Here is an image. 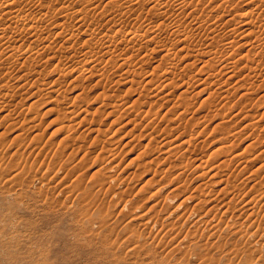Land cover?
<instances>
[{"label": "rangeland", "instance_id": "rangeland-1", "mask_svg": "<svg viewBox=\"0 0 264 264\" xmlns=\"http://www.w3.org/2000/svg\"><path fill=\"white\" fill-rule=\"evenodd\" d=\"M2 1L0 0V2ZM16 1L13 2L14 4L12 3L14 9L0 3L2 5L0 12H3V14L0 13V27H4L5 30L0 28L2 29L0 30V41L2 42H0V144L2 145H0V161L5 160V162L3 161L5 164L0 162L2 166L4 165L1 166L3 170L0 171L2 176L0 184V205L2 204L0 206V237H2L0 239V264H264V37L262 36L264 35V22L261 23L264 19V12L259 7L256 9V5L264 1L260 0V3L258 0H250V2L235 0V4H232L234 1L229 4L226 3L227 0H195L193 5L198 4V6L192 11L194 6L189 0L187 1L192 7L187 4L184 9L180 8L183 0L182 2L179 0L180 3L178 0H162L165 5H162L161 0L158 2L152 0L151 4H149V0H59L65 2L64 6L57 0H18L19 4ZM223 3L225 7L231 4L235 6H229L227 9L223 7L224 5L221 6ZM15 4L19 5L22 10L19 6H14ZM153 4L154 6L161 4L158 6V8L160 7L159 12L156 7L155 11L153 10ZM150 5L153 7L150 8ZM245 7L247 8L245 9ZM254 7L255 11H252ZM7 9L15 15L19 11L21 15L19 14V17L16 15L19 19L17 20L12 15L10 18H14L15 21L10 20L9 15L6 14ZM161 9L167 10L163 12L168 14L163 15ZM241 10L248 13L242 12L241 15ZM179 11L183 13L177 14ZM258 11L259 16L263 18L260 21H258L260 17H257ZM64 13L67 16L71 14V16L65 17L62 15ZM192 13L198 17L196 20ZM201 13L203 16L200 15ZM220 13L223 14L220 15ZM210 14L212 17L213 15L218 17V21L221 23L218 25L223 33L220 32L224 34L219 33L221 36H217V40L213 41L214 44L215 41L217 43L214 46L212 43L214 49H211L213 56L218 55V57H214L218 59L223 57L221 66V59L217 63L216 58L210 55L208 57V54L203 56L204 50L209 49L208 42L204 43L206 38L203 37L205 36L203 30L197 29L198 20L200 19L199 22H201L207 19L206 16ZM4 16H8V19ZM28 16L29 18L31 16L33 20ZM255 16L258 18L257 20ZM180 17H183L184 20ZM34 18H36L35 21ZM234 18L237 19L234 20ZM254 19L256 23L252 25ZM22 20L25 21V24L20 23L24 22ZM241 20H246L248 23ZM27 21L29 23H26ZM33 21L34 23H31ZM231 21L235 23H233L234 26ZM190 22H194L193 25ZM223 23H225L224 29L221 26ZM228 23L232 26H229ZM31 24L33 25L30 28ZM35 24L37 26H34ZM245 24L249 25L245 27ZM259 24L262 26L260 25V27ZM226 26L229 27L225 30ZM15 27L22 30L14 29ZM77 27L81 28L80 32L76 29ZM150 27L152 30L149 31ZM235 27L236 29H234ZM259 27L261 31L258 29ZM32 28H34L33 32L30 31ZM88 28L90 30L97 29L92 32ZM159 28L162 29L160 31V34L163 33L162 37L167 36L164 39L160 35V40L164 39L165 41L162 40V42L167 43V46L159 38L156 37V41L153 39L155 37L153 29ZM72 29L75 30L72 31ZM35 30L38 33H34ZM108 30H114L115 32H111L116 36L113 35L111 38V33ZM174 30L181 34L177 35ZM196 30L198 33L201 32V34L199 33L200 38L197 33L194 34ZM230 30L235 31L232 34ZM250 30H255L256 33L255 31L251 33ZM2 31L3 33L11 31L8 33L11 34L10 37L8 35V40L5 38L7 33L4 36ZM134 31L135 34L145 35L148 40L145 41L143 38L144 42L139 39L134 43L131 40ZM147 31L149 32L147 33ZM187 31L188 33L190 31L189 35L193 34L191 37L195 35L194 41H191L192 38L188 40V44L192 42L189 44L192 48L191 54L193 55L194 52L196 54L197 50L202 52V56L193 55L198 58L196 61H194L195 57L190 58V53L187 54L189 57L185 55L191 50L186 51L189 47L188 44L185 51L177 50L182 36L185 37ZM249 31L250 33L247 34ZM47 32L50 35L53 32L52 36L49 37ZM89 32L93 35L89 36ZM124 32L125 34H123ZM170 32L179 36L178 39L174 34H170L173 41L167 39ZM243 32H246L244 38H242ZM259 32H262V35ZM100 33L102 36H99ZM230 33L231 35H229ZM33 34L37 35L33 37ZM70 34H74V37L69 38ZM118 34L122 35L118 36ZM94 35L96 37H93ZM147 35L153 36V40ZM105 36L108 37L105 38ZM126 36L125 42L123 38ZM249 36L251 39L253 37V40ZM46 37L51 38L49 42H46L48 41ZM99 37L104 39L105 44L103 41L99 43ZM262 37L261 41L259 38ZM97 38L98 40H96ZM129 38L135 45H132L133 48L129 45L131 44V41H128ZM202 38L204 39L202 40ZM93 39L101 45H96ZM225 39L230 42H226ZM232 39L233 41L236 39V41L232 42ZM6 40L7 43L11 40V44L9 42L5 45L8 49L2 46ZM157 40L160 41H158L159 46ZM221 41H225L224 44ZM142 42L153 44L146 47ZM52 43L56 44V47ZM106 43L107 46L109 45L108 47H106ZM200 43L204 45L202 46ZM225 43H228V46L225 47ZM248 44L251 47H248ZM11 45L16 46L14 47L15 51H12L14 49ZM50 45L54 49L58 47L57 50H51ZM115 45L119 49L114 48ZM195 45H197L196 48L193 47ZM127 46L130 47L126 48ZM200 46L203 51L199 48ZM39 47L47 49L41 50ZM49 47L50 49H48ZM221 47L224 48L221 49ZM230 47L234 49L233 54H231ZM247 47L248 50L251 49L249 51H252L254 56L248 53ZM254 47H256V52L253 53ZM137 48H142V52L138 51L139 49L136 50ZM5 49L7 51H4ZM33 49L35 58L32 54L34 52L31 53ZM215 49L219 50V53L214 54ZM236 49H239L237 54ZM107 50L110 53L113 50L112 54L108 53V57L113 56L118 62H113L114 58L111 60L104 56H107ZM167 50H171V52L167 53ZM10 51L12 52L10 53ZM165 52L166 56H170L167 59L175 54L176 58L175 56L173 58L176 60L173 58L170 61L166 60ZM73 53L77 54L76 57ZM83 53L85 58L89 57L86 58L87 60ZM144 53L150 55L147 56ZM180 53L182 54L180 55ZM229 53L234 55L233 60L229 59L231 58L228 56ZM247 53L249 56L251 55L253 63ZM255 53L258 54L256 55L259 56L260 61L256 60ZM117 55H123L121 58L125 59L121 60ZM92 56L97 57L93 58ZM99 59L100 63H97L96 61ZM206 59L211 67L214 64L212 69L207 66ZM214 59L216 63H212ZM226 59L230 62L225 61ZM89 60L90 62H88ZM125 60L128 65L122 66L120 63ZM231 60L233 64L237 62L239 64L233 65ZM91 61L96 63L93 64ZM190 61H193L194 65L192 63L189 66ZM186 63L189 67L185 66ZM116 64L117 66H114ZM226 64L227 67L228 65L230 67L226 68ZM250 65L251 67H249ZM78 67L79 69H77ZM131 67L133 68L131 69ZM128 68L131 69L130 72H126ZM133 69H137L138 74H134ZM257 69L262 73L260 74ZM215 70L217 73L221 70L220 74L216 73L215 76ZM183 71L186 73L184 74ZM248 71L250 76H247ZM174 72L175 74H172ZM209 72L210 74L213 72V75L209 76ZM251 72L261 76L256 75V78L255 75L252 76ZM182 73L185 77L182 76ZM232 74L233 77H231ZM25 75L27 76L25 77ZM174 75L176 76L173 77ZM165 76L166 78H164ZM167 77L172 78L169 80L173 82H169ZM188 78L189 83H186ZM148 81H152V83ZM69 111L73 113H67ZM96 123H101L100 130L103 133L101 131V134L96 131L91 132L93 124ZM96 127L100 128L97 125ZM189 138L197 140L193 142L190 139V144L194 143L193 146L188 144ZM185 139H188V142H185ZM178 144L183 147L180 148ZM187 148H190L189 151ZM13 162L14 164H12ZM15 164L19 166L17 167ZM5 165L11 168L6 169ZM28 165L29 167H27ZM8 170L12 171V175L11 171L8 173ZM13 171L18 175L14 173L13 176ZM21 171L29 177H26L25 173L23 176ZM214 173L218 175L213 176ZM3 175L7 181L4 185ZM9 177H11V182L7 180ZM99 178L100 182L103 179L102 183L98 182ZM78 181L79 183H77ZM102 184L105 185V188L104 185L100 187ZM234 187H238L240 192L238 188ZM234 192L236 194H233ZM189 196H192L191 199L184 201ZM249 199L254 202H249ZM229 200L232 202L230 203ZM196 202L202 203L197 204ZM227 203L228 206H226ZM253 204L258 206L256 214H251V210H249ZM94 205L96 206L94 207ZM101 206L102 208H100ZM89 208L91 209L89 210ZM212 208L213 210H211ZM251 215L252 217H250ZM84 218L85 220H83ZM135 230L139 232L136 233ZM8 237L10 238L8 239ZM136 240L139 245L135 242ZM139 240L146 245H140ZM137 245L140 248H137ZM197 245H200V248ZM174 246L183 248L179 249L178 247L175 250ZM167 250L169 251L167 252ZM173 250L175 251L173 252ZM135 251L138 254H135Z\"/></svg>", "mask_w": 264, "mask_h": 264}, {"label": "bare ground", "instance_id": "bare-ground-1", "mask_svg": "<svg viewBox=\"0 0 264 264\" xmlns=\"http://www.w3.org/2000/svg\"><path fill=\"white\" fill-rule=\"evenodd\" d=\"M15 1H16V0H15ZM15 1H14V0H3V1L0 2V3H1V4H5V5H7V6H11V7H13L12 3L15 2ZM17 1H18V0H17ZM17 1H16V2H17ZM55 1H56V0H55ZM57 1H59V0H57ZM149 1H150L149 4H151V3H152V0H149ZM153 1L155 2V0H153ZM158 1H159V0H157L156 2H158ZM164 1H165V0H164ZM164 1L161 0V2H163L162 5H165V4H164ZM169 1H170V0H169ZM178 1H179V0H178ZM189 1H190L191 5L194 6L193 3H195V0H194V1H193V0H189ZM189 1H187V0H183V3L180 4V5H182V6H180V8L183 7L182 9H184V6H186L187 4L190 5V3H188ZM191 1H193V2H191ZM225 1H226V0H225ZM233 1H234V3H232V4H235V0H230V1L227 0L226 3H229V4H230V3L233 2ZM236 1H237V0H236ZM248 1L250 2V0H248ZM258 1L260 2V0H258ZM258 1H257V2H258ZM263 1H264V0H263ZM59 2H62V1H59ZM59 2H58V3H59ZM161 2H159V3H161ZM181 2H182V0H181ZM50 3H51V1H50ZM53 3H55V2L53 1ZM58 3H56V4H58ZM63 3H65V2L63 1V2H62V5H63ZM179 3H180V1H179ZM224 3H225V2H224ZM224 3H223L221 6H223ZM236 3H238V2H236ZM260 3H261V2H260ZM13 4H14V3H13ZM17 4H19V3L17 2ZM17 4H15L14 6H16ZM59 4H61V3H59ZM154 4H155V3H154ZM154 4H153V6H154ZM196 4H197V3H196ZM229 4H226V5H229ZM232 4H231V5H232ZM245 4H246V3H245ZM254 4H255V3H254ZM257 4H258V3H257ZM160 5H161V4H160ZM160 5H158V6H160ZM168 5H170V4H168ZM191 5H190V6H191ZM231 5H229V6H230V7H234V6H235V5H232V6H231ZM0 6H2V5H0ZM17 6H19V5H17ZM57 6H58V5H57ZM63 6H64V5H63ZM69 6H70V5H69ZM151 6H152V5H150V8H151ZM153 6H152V7H153ZM158 6H154V9H153V10L155 11V9L157 8V10H158V12H159V10H160L159 8H160V7L158 8ZM166 6H167V5H166ZM178 6H179V5H178ZM192 6H191V7H192ZM196 6H198V4H197ZM196 6H194V7L191 9V11H192ZM229 6H228V7H229ZM247 6H248V4H247ZM249 6L252 7L251 5H249ZM263 6H264V2H262V3L259 4V5H256V7H257L256 9H259V8H260V9H262L263 12H264V7H263ZM19 7H20V6H19ZM52 7H53V6H52ZM155 7H156V8H155ZM223 7H225V5H224ZM228 7H225V8L228 9ZM258 7H259V8H258ZM4 8H6V7H4ZM8 8H9V7H8ZM16 8H17V7H16ZM16 8H15V9H16ZM20 8H21V7H20ZM20 8H19V9H20ZM55 8H56V7H54V9H55ZM161 8H163V7H161ZM164 8H165V7H164ZM186 8H187V7H186ZM186 8H185V9H186ZM241 8H242V7H241ZM246 8H247V7H245V9H246ZM248 8H249V7H248ZM9 9H10V8H9ZM13 9H14V7H13ZM51 9H52V8H51ZM67 9H69V7H67ZM71 9H72V7H71ZM87 9H88V8H87ZM197 9H198V8H197ZM197 9H196V10H197ZM219 9H220V7H219ZM249 9H250V8H249ZM252 9H253V8H252ZM16 10H17V9H16ZM21 10H22V8H21ZM55 10H56V9H55ZM55 10H54V11H55ZM63 10H64V9H63ZM63 10H62V12H63ZM88 10H89V9H88ZM161 10H162V9H161ZM212 10H213V9H212ZM216 10H217V9H216ZM222 10H223V9H222ZM250 10H251V9H250ZM250 10H247V11H250ZM7 11H8V12H6V11H5V12H6L7 15H9V17L7 16L8 18H10V16L12 17V15H14V18H17V16L19 17V14H20L19 11H18V14H16L17 16H16L13 12L11 13V11H9L8 9H7ZM47 11H48V10H47ZM56 11H57V10H56ZM56 11H55V12H56ZM67 11H69V10H67ZM83 11H84V10H83ZM83 11H82V12H83ZM163 11H165V10H162V12H163ZM166 11H167V10H166ZM166 11H165V12H166ZM180 11H181V10H180ZM180 11L177 12V14H178V13H181ZM225 11H226V9H225ZM252 11H255V7H254V10H252ZM252 11H251V12H252ZM259 11H260V10H259ZM259 11H258V16H257V17H260V16H259ZM16 12H17V11H16ZM50 12L52 13V11H50ZM64 12H65V10H64ZM75 12H76V11H75ZM79 12H80V11H79ZM82 12H80V13H82ZM87 12H88V11H87ZM168 12H170V11H168ZM242 12H244V13H248V12H245V11L241 10V15H242ZM256 12H257V10H256ZM260 12L263 13L262 11H260ZM0 13L3 14V12H0ZM59 13H60V12H59ZM66 13H67V12H66ZM70 13L72 14V12H70ZM83 13H84V12H83ZM170 13H171V12H170ZM175 13H176V12H175ZM182 13H183V12H182ZM182 13H181V14H182ZM195 13H196V12H195ZM195 13H194V14H195ZM197 13H198V12H197ZM261 13H260V14H261ZM25 14H26V13H25ZM44 14H45V13H44ZM44 14H43V15H44ZM71 14H70L69 16H71ZM77 14H78V13H77ZM85 14H86V13H85ZM87 14H88V13H87ZM160 14H161V13H160ZM162 14L165 15V14H168V13H165V14H164V12H163ZM184 14H185V11H184ZM192 14H193V13H192ZM194 14H193V15H194ZM221 14H223V13H220V15H221ZM256 14H257V13H256ZM20 15H21V14H20ZM51 15H52V14H51ZM53 15H54V14H53ZM53 15H52V16H53ZM62 15H65V13L62 14ZM179 15H180V14H179ZM179 15H178V16H179ZM187 15H188V13H187ZM187 15H186V16H187ZM198 15H199V14H198ZM198 15H197V16H198ZM200 15H202V13H201ZM200 15H199V16H200ZM206 15H207V14H206ZM210 15H211V16H210ZM210 15L206 16L207 19L203 18V17H202L203 15L201 16V18H203V19H205V20H202V19H201V20H202L201 22H199L200 19L198 20L197 23H198L199 25L197 24V25H198V28H197V29H201V31L203 30V32H204L203 35H205V36H203V37L206 38V42H204V43H207V42H208L207 45H208L209 49L204 50V52H203V56H205L206 54H208V57H209V55H210L211 57H214V56H216V55L213 56V54L211 53V52H212L211 49H214V47L212 48V43H213L214 40H217V39H216L217 36L220 37L221 34H222L223 32L221 31L222 29H220L221 27L218 25V23H220V21H218V17L216 18V17H214V15H213V17H212V14H210ZM254 15H255V14H254ZM254 15H253V16H254ZM5 16H6V15H5ZM5 16H4V17H5ZM23 16H25V15H23ZM23 16H22V17H23ZM66 16H67V15H65V17H66ZM69 16H67V17H69ZM180 16H181V15H180ZM186 16H185V17H186ZM191 16H192V15H191ZM204 16H205V15H204ZM261 16H262V14H261ZM2 17H3V16H2ZM7 17H5V18H7ZM183 17H184V16H183ZM183 17H180V18L183 19ZM185 17H184V18H185ZM221 17H222V16H221ZM221 17H219V18L221 19ZM255 17H256V16H255ZM257 17H256V20L258 19ZM263 17H264V16H263ZM8 18H7V19H8ZM14 18H13V19L10 18V20L12 19V21H13V20L15 21ZM20 18H21V17H20ZM28 18H29V16H28ZM30 18H31V16H30ZM30 18H29V19H30ZM79 18H80V17H79ZM192 18H193V17H192ZM192 18H191V19H192ZM194 18H195V20H196V18H198V17H196V16L194 15ZM194 18H193V19H194ZM232 18H233V17H232ZM248 18H249V17H248ZM253 18H254V17H253ZM261 18H262V17H260L258 21H260ZM18 19H19V18H17V20H18ZM26 19H27V17H26ZM31 19L33 20V18H31ZM35 19H36V18H34V21H35ZM174 19H175V18H174ZM174 19H173V20H174ZM191 19H190V20H191ZM229 19H230V18H229ZM236 19H237V18H236ZM236 19L234 18V20H236ZM262 19H263V18H262ZM17 20H16V22H17ZM24 20H25V19H24ZM24 20H22V21H24ZM32 20H31V21H32ZM78 20L80 21V19H78ZM83 20H85V18H83ZM173 20H171V21H173ZM183 20H184V19H183ZM211 20H212V22H211ZM234 20H233V21H234ZM249 20H250V19H249ZM249 20H248V21H249ZM251 20H253V19L251 18ZM263 20H264V19H263ZM263 20L261 21V23L264 22ZM20 21H21V20H20ZM34 21L31 22V23H34ZM36 21H37V20H36ZM81 21H82V20H81ZM171 21H169V22L171 23ZM177 21H178V20H177ZM223 21L225 22V20H223ZM226 21H227V20H226ZM229 21H230V20H229ZM233 21H231L232 24L234 23ZM241 21H243V22L245 21V23L247 22L246 20H241ZM254 21H255V19H254ZM254 21L252 22V25H253L254 23H256V21H255V22H254ZM258 21H257V22H258ZM16 22H15V23H16ZM18 22H19V21H18ZM173 22H174V21H173ZM179 22H180V21H179ZM185 22H186V21H185ZM185 22H184V23H185ZM194 22H195V21H194ZM194 22H193V23H194ZM239 22H240V21H239ZM20 23H24V24H25V21H24V22H20ZM26 23H29V21H27ZM35 23H36V22H35ZM37 23H38V22H37ZM81 23H82V22H81ZM115 23H116V22H115ZM163 23H164V22H163ZM175 23H176V22H175ZM175 23H174V24H175ZM190 23H191V22H190ZM193 23H191V24L193 25ZM195 23H196V22H195ZM247 23H248V22H247ZM249 23H250V21H249ZM16 24H17V23H16ZM51 24H53V23H51ZM57 24L59 25V23H57ZM57 24H55V25L57 26ZM79 24H80V23H79ZM117 24H118V23H117ZM180 24H182V23L180 22ZM212 24H213V25H212ZM220 24H221V23H220ZM228 24H229V23H228ZM232 24H229V26H232ZM234 24H235V23H234ZM234 24H233V26H234ZM237 24H238V23H237ZM241 24H242V23H241ZM26 25H28V24H26ZM26 25H25V26H26ZM32 25H33V24L30 25V28L32 27ZM55 25H54V26H55ZM62 25H63V24H62ZM119 25H120V24H119ZM163 25H165V24H163ZM176 25L178 26V24H176ZM223 25H225V23H223V24L221 25L222 28L224 29ZM242 25H244V24H242ZM248 25H249V24H247V25L245 24V27L248 26ZM252 25H251V26H252ZM257 25H258V24H257ZM260 25H261V24H259V26H260ZM1 26H3V25H1ZM6 26H8V25H6ZM6 26H5V27H6ZM10 26H11V25H10ZM23 26H24V25H23ZM34 26H37V24H35ZM51 26H52V25H51ZM54 26H52V27H54ZM63 26H64V25H63ZM81 26H82V25H81ZM91 26H92V24H91ZM91 26H90V27H91ZM165 26H166V25H165ZM171 26L173 27L174 25L172 24ZM171 26H170V28H172ZM229 26H226L225 30H226L227 27H229ZM261 26H262V25H261ZM261 26H260V27H261ZM27 27L29 28V26H27ZM60 27H61V26H60ZM65 27H66V26H65ZM92 27H93V26H92ZM92 27H91V28H92ZM180 27H181V26H180ZM253 27H254V26H253ZM253 27H252V28H253ZM256 27H257V26H256ZM260 27L258 28L259 30H260ZM0 28H2V27H0ZM3 28H4V27H3ZM3 28H2V29H3ZM12 28H13V27H12ZM30 28H29V29H30ZM36 28H37V27H36ZM36 28H35V29H36ZM50 28H51V27H50ZM50 28H49V30H50ZM66 28H69V27H66ZM70 28H71V27H70ZM123 28H124V27H123ZM150 28H151V29H149V31L152 30V27H150ZM157 28H158V27H157ZM161 28H162V27H161ZM161 28L156 29V30L153 29V34H155V35H153V34H151V35L155 36V37L152 36L153 39H154V41H156V40H155L156 37L159 38V40H160V35L163 34V33L160 34V31H161L162 29H164V28H162V29H161ZM165 28H166V27H165ZM167 28H169V27H167ZM175 28H176V27H175ZM187 28H188V27H187ZM193 28H194V27H193ZM263 28H264V27H263ZM2 29H0V30H2ZM14 29H19V28L15 27ZM58 29H59V28H58ZM76 29H78V27H77ZM79 29H81V28H79ZM79 29H78V32H80ZM84 29H85V28H84ZM86 29H87V28H86ZM88 29H89V28H88ZM95 29H97V28H95ZM95 29H94V30L92 29V30L95 31ZM231 29H233V28H231ZM234 29H236V27H235ZM255 29H256V28H255ZM3 30H4V29H3ZM12 30H13V29H12ZM12 30H11V31H12ZM19 30H22V29H19ZM32 30H34V28H32L30 31H32ZM49 30H48V31H49ZM65 30H66V29H65ZM68 30H69V29H68ZM68 30H67V31H68ZM74 30H75V29H74ZM74 30L72 29V31H74ZM92 30L89 29V31H92ZM99 30H100V29H99ZM117 30H118V29H117ZM166 30H167V29H166ZM177 30L180 31L181 29H178V28H177ZM183 30H184V29H183ZM189 30H190V29H189ZM193 30H194V29H193ZM225 30H224V31H225ZM228 30H229V29H228ZM251 30H252V29H251ZM251 30H250V31H251ZM256 30H257V29H256ZM259 30H257V31H259ZM4 31H5V30H4ZM11 31H8V33H9V32L11 33ZM23 31H24V29H23ZM23 31H22V32H23ZM83 31H84V30H83ZM93 31H92V32H93ZM101 31H102V30H101ZM108 31H109V30H108ZM108 31H106V32H108ZM111 31H112V32H115L114 30H111ZM111 31H109V32L111 33V38H112V36H113V35L116 36V34H113V35H112V32H111ZM121 31H122V30H121ZM139 31H140V30H139ZM149 31H147V33H148ZM169 31H170V30H169ZM172 31H173V30H172ZM174 31H175V30H174ZM181 31H182V30H181ZM190 31H191V30H190ZM190 31H189V33H190ZM197 31H198V30H196V32L194 31V34H195V33H197L198 35H199V33L201 34V32L198 33ZM220 31H221L222 33H221ZM230 31L232 32V30H230ZM234 31H235V30H234ZM234 31H233V32H234ZM250 31H249L247 34H249ZM253 31H255V30H253ZM253 31H251V33H252ZM260 31H261V30H260ZM262 31H263V30H262ZM0 32H1V31H0ZM32 32H33V31H32ZM57 32H58V31H57ZM70 32H71V30H70ZM85 32H86V31H85ZM92 32H91V33H92ZM98 32H99V31H98ZM233 32H232V34H233ZM2 33H3V31H2ZM5 33H7V32H5ZM5 33H3L4 36H5ZM8 33H7V36H5L6 39L8 38V35H9ZM12 33H13V32H12ZM14 33L16 34V31H14ZM34 33H38V32H36V30H35ZM48 33H49V32H47V34H48ZM52 33H53V32H52ZM52 33H51V35H50V33H49V35H50L49 37L52 36ZM59 33H60V32H59ZM66 33H67V32H66ZM68 33H69V32H68ZM95 33H97V32H95ZM95 33H94V34H95ZM116 33H117V32H116ZM118 33H119V32H118ZM131 33H132V31L130 32V34H131ZM167 33H168V32L166 31V35H167ZM175 33H176V31H175ZM175 33H173V32L171 33V32H170V33H169V36H168L169 38H167V39H169L170 41H173V39H172L173 37H172L170 34H172V35L174 34V35H175ZM185 33H186V32H185ZM189 33H188V31H187L186 36H185V37L182 36L183 38L180 40V44L178 45L180 48H179V47L177 48V46H176L177 50H178V49H181V51H182V50L185 51V49H187V44H188V42H189L188 40H191V39H189V38H192L191 41H194V40H195V39L193 40V38H195V37H194L195 35H194L193 37H191V35H193V34L191 33V35H189ZM219 33H221V34L219 35ZM225 33L227 34V33H229V32H225ZM255 33H256V31H255ZM259 33H260V32H259ZM261 33H262V32H261ZM261 33H260V34H261ZM0 34H1V33H0ZM56 34H57V33H56ZM86 34H87V32H86ZM101 34H102V33H100L99 36H102ZM104 34H106V33L104 32ZM104 34H103V35H104ZM123 34H125V32H124ZM130 34H128V35H130ZM176 34L178 35V34H181V33L178 32V33H176ZM183 34H184V33L182 32V35H183ZM16 35L18 36V34H16ZM20 35H22V34H20ZM35 35H37V34H33V37H34ZM45 35H46V34H45ZM57 35H58V34H57ZM66 35H67V34H66ZM75 35H76V34H75ZM90 35H93V34H90V32H89V36H90ZM97 35H98V34H97ZM107 35H108V34H107ZM119 35L121 36L122 34H118V36H119ZM128 35H127V36H128ZM148 35H149V34H148ZM148 35H147V36H148ZM198 35H197V36H198ZM222 35H224V34H222ZM229 35H231V33H230ZM229 35H228V36H229ZM244 35L246 36V32H245V33L243 32V37H242V38H244ZM251 35H252V34H251ZM251 35H250V36H251ZM261 35H262V34H261ZM10 36H11V34L9 35V37H10ZM13 36H14V35H13ZM53 36H54V35H53ZM72 36L74 37V34H72V35L70 34V35H69V38H71ZM89 36H88V37H89ZM124 36H125V35H124ZM124 36H123V37H124ZM127 36H126V38H123V40H124V39H127ZM130 36H131V35H130ZM170 36H171V37H170ZM175 36H176V35H175ZM250 36H249V37H250ZM253 36H254V35H253ZM257 36H258V35H257ZM262 36L264 37V35H262ZM15 37H16V36H15ZM49 37H48V38L46 37V38L48 39V41H46V42H49V40L51 39V38L49 39ZM93 37H96V36L94 35ZM97 37H98V36H97ZM106 37H108V36H105V38H106ZM148 37H151V36H148ZM152 37H151V39H152ZM161 37H162V35H161ZM166 37H167V36H166ZM166 37H162V38L166 39ZM177 37H179V36H176V38H177ZM201 37H202V35H201ZM224 37H225V36H224ZM226 37H227V35H226ZM247 37H248V36H247ZM258 37H259V36H258ZM260 37H261V36H260ZM263 37H262V38H259V39L261 40V39H263ZM5 38H3V40H5ZM18 38H19V37H18ZM31 38H32V37H31ZM111 38H109L110 41H111ZM130 38H131V37H130ZM130 38H129L128 41H131V40H132V41L134 42V41H136V40L142 39V41L144 42L143 38H145V35L143 36V34L141 35V33H140V34H137V33L135 34V31H134V34H132V38H131V40H130ZM170 38H171L172 40H171ZM199 38H200V35H199ZM204 38H202V40H203ZM235 38H236V36H235ZM21 39H22V37H21ZM107 39H108V38H107ZM121 39H122V38H121ZM149 39H150V38H149ZM153 39H152V40H153ZM164 39H162V40H164ZM177 39H178V38H177ZM227 39L229 40V38H227ZM246 39H247V38H246ZM248 39H249V38H248ZM250 39H251V37H250ZM254 39H255V36H254ZM3 40H2V41H3ZM7 40H8V39H7ZM7 40H6V42L4 43V45H2V46H5L6 44H8V43L11 41V40H10V41L7 43ZM32 40H34V39H32ZM94 40H95V39H93V42H94ZM96 40H98V38H97ZM96 40H95V42H96ZM112 40H114V39H112ZM147 40H148V39H147ZM147 40H146V38H145V41H147ZM152 40H151V42H152ZM159 40H157V45H158V43H159L160 41L162 42V40H160V41H159ZM221 40H222V39H221ZM225 40H226V39H225ZM228 40H226V42H230V41H228ZM251 40H253V37H252ZM263 40H264V39H263ZM21 41H22V40H21ZM100 41H103V44H105V43H104L105 41H104V39H103L102 37H99V43H100ZM120 41H122V40H120ZM124 41H125V40H124ZM132 41L130 42L131 44H129L130 46L134 45V44H132ZM140 41H141V40H140ZM158 41H159V42H158ZM164 41H165V40H164ZM166 41H167V40H166ZM176 41H177V40H176ZM191 41H190V42H191ZM198 41L200 42L201 39L198 40ZM198 41H197V42H198ZM234 41H236V39H234ZM234 41H233V39H232V42H234ZM261 41H262V40H261ZM0 42H1V41H0ZM46 42H45V43H46ZM53 42H54V40H53ZM107 42H109V41H107ZM111 42H112V41H111ZM111 42H110V44H112ZM125 42H126V41H125ZM143 42H142V43H143ZM177 42H178V41H177ZM199 42H198V44H199ZM221 42H223V41H221ZM221 42H220V44H222ZM224 42H225V41H224ZM224 42H223V44H224ZM246 42H247V41H246ZM250 42H253V41H250ZM1 43H2V42H1ZM86 43H88V42L86 41ZM117 43H118V42H117ZM128 43H129V42H128ZM134 43H135V42H134ZM136 43H137V42H136ZM138 43H139V42H138ZM162 43H163V42H162ZM168 43H170V42H168ZM171 43H172V42H171ZM175 43H176V42H175ZM191 43H192V42H191ZM191 43H189V44H191ZM195 43H196V42H195ZM216 43H217V42L215 41V44H216ZM237 43H238V42H237ZM244 43H245V42H244ZM244 43H242V45H243ZM248 43H249V42H248ZM254 43H255V42H254ZM258 43H260V42H258ZM263 43H264V41H263ZM9 44H11V42H10ZM32 44H33V42H32ZM46 44H47V43H46ZM52 44H54V43H52ZM52 44H51V45H52ZM95 44L97 45L98 42H96ZM95 44H94V45H95ZM103 44H102V45H103ZM143 44H144V43H143ZM149 44H150V43H148V44L145 43L144 46L146 45V47H148L147 45H149ZM151 44H153V43H151ZM151 44H150V45H151ZM155 44H156V42H155ZM160 44H161V43H160ZM163 44H165V43H163ZM189 44H188V46H189ZM198 44H197V45H198ZM200 44H202V46L204 45L203 43H200ZM215 44L213 43V46H214ZM218 44H219V43H218ZM218 44H217V45H218ZM223 44H222V45H223ZM227 44H228V43H225V47H226ZM238 44H239V43H238ZM238 44H236V45H238ZM250 44H251V43H250ZM250 44H248V47H251ZM24 45H25V44H24ZM48 45H49V44H48ZM48 45H47V47H48ZM51 45H50V46H51ZM55 45H56V44H54V46H55ZM61 45H63V44H61ZM61 45H60V47H63V46H61ZM96 45H95V46H96ZM100 45H101V44H100ZM100 45L98 44V46H100ZM140 45H141V42H140ZM140 45H139V46H140ZM165 45L167 46V43H166ZM165 45H164V46H165ZM173 45H174V44H173ZM173 45H172V46H173ZM197 45H195V46H193V47L196 48ZM234 45H235V43H234ZM245 45H246V44H245ZM249 45H250V46H249ZM252 45H253V43H252ZM256 45H257V44H256ZM258 45H259V44H258ZM260 45H261V44H260ZM11 46H12V45H11ZM28 46H29V45H28ZM30 46H31V45H30ZM32 46H33V45H32ZM43 46H46V45H43ZM43 46H41V47H43ZM52 46H53V45H52ZM52 46H51V47H52ZM103 46H104V45H103ZM103 46H102V48H103ZM108 46H109V45H108ZM108 46H107V43H106V47H108ZM112 46H113V45H112ZM115 46H116V45H115ZM130 46H129V47H130ZM134 46H135V45H134ZM158 46H159V45H158ZM161 46H162V44H161ZM164 46H163V47H164ZM166 46H165V47H166ZM170 46H171V45H170ZM202 46H200L199 48L201 49ZM223 46H224V45H223ZM227 46H228V45H227ZM239 46H240V45H238V47H239ZM243 46H244V45H243ZM243 46H242V47H243ZM246 46H247V45H246ZM5 47H6V46H5ZM9 47H10V45H9ZM12 47H13V49H14V47H16V46H12ZM12 47H11V48H12ZM41 47H39V48L41 49ZM55 47H56V46H55ZM104 47H105V46H104ZM129 47L127 46L126 48H129ZM141 47H142V46H141ZM189 47H190V46H189ZM189 47H188V49H187L186 51H188L189 49H191V50H190V52L185 53V55H187V54L190 53V55H191L190 58H192V57H195V58H196V56H193V55H196V54H197V57H198L199 55L202 56V52H201V51L199 52L198 50L196 51V52H197L196 54H195V52H194L193 55H192V54H191V53H192V52H191V51H192V48H191V47L189 48ZM215 47H216V46H215ZM240 47H241V46H240ZM244 47H245V46H244ZM248 47L246 48L247 50H248ZM252 47H253V46H252ZM2 48H3V47H2ZM6 48H7V47H6ZM57 48H58V47H57ZM57 48H55V49L57 50ZM102 48H101V49H102ZM114 48H117V46L114 47ZM132 48H133V46H132ZM139 48H140V47H139ZM139 48H137L136 50H138ZM142 48H143V47H142ZM142 48H141V49H142ZM154 48H156V47H154ZM160 48L162 49V47H160ZM160 48H159V49H160ZM166 48H167V47H166ZM204 48H206V46H204ZM216 48H217V47H216ZM222 48H224V47H221V49H222ZM230 48H231V47H230ZM233 48L235 49V46H234ZM254 48H255V51L253 50V53L256 52V47H254ZM3 49H4V48H3ZM7 49H8V48H7ZM9 49H10V48H9ZM34 49H35V48H34ZM34 49H33V51H31V53L34 52ZM43 49L45 50V49H47V48L44 47ZM43 49H41V50H43ZM48 49H50V47H49ZM52 49H54V47H52L51 50H52ZM55 49H54V50H55ZM110 49H113V48H110ZM110 49H109V50H110ZM117 49H119V48H117ZM141 49H139L138 51H140ZM143 49H144V48H143ZM149 49H150V51H151V48H149ZM149 49H148V50H149ZM152 49H153V48H152ZM168 49H169V48H168ZM170 49H171V48H170ZM221 49H220V50H221ZM231 49H232V48H231ZM234 49L231 50V51H232L231 54H233ZM252 49H253V48H252ZM260 49H261V48H260ZM263 49H264V48H263ZM263 49H262V50H263ZM0 50H1V48H0ZM11 50H12V49H11ZM30 50H32V48H30ZM54 50H53V51H54ZM104 50H105V48H104ZM114 50H116V49H114ZM128 50H129V49H128ZM171 50H174V49H171ZM171 50H170V51L167 50V51H168L167 53L171 52ZM193 50H194V49H193ZM201 50L203 51V49H201ZM223 50H224V49H223ZM225 50H227V49H225ZM237 50H239V49H236V54L239 53V52H237ZM247 50H246V51H247ZM249 50H251V49H249ZM249 50H248V51H249ZM4 51H7V50L5 49ZM4 51H3V52H4ZM12 51H15V49L12 50ZM12 51H10V53H11ZM18 51H19V49H18ZM58 51H59V49H58ZM87 51H88V50H87ZM107 51H108V50H107ZM120 51H121V50H120ZM145 51H146V50H145ZM154 51H155V49L153 50V52H154ZM156 51H157V49H156ZM175 51H176V50H175ZM213 51H214V50H213ZM218 51H219V50H216V49H215V53H214V52H213V53H214V54H216V52L219 53ZM229 51H230V49H229ZM248 51H247V52H248ZM257 51H259V50H257ZM21 52H22V50H21ZM29 52H30V51H29ZM54 52H55V51H54ZM89 52H90V51H89ZM102 52H103V51H102ZM102 52H100V53H102ZM118 52H119V51H118ZM141 52H142V50H141ZM161 52H162V51H161ZM161 52H160V53H161ZM223 52H224V51H222V53H223ZM226 52H227V51H226ZM262 52H263V51H262ZM10 53H9V54H10ZM75 53H76V52H75ZM75 53H73L74 56L77 55V54H75ZM85 53H86V52H85ZM97 53H99V52H97ZM106 53H107V56H106V55H104V56H105V57H108V55H109L108 53H110V52L108 51V52H106ZM112 53H113V50H112ZM112 53H110V54H112ZM122 53H123V50H122ZM150 53H151V52H150ZM163 53H164V52H163ZM172 53H174V51H172ZM200 53H201V54H200ZM240 53H241V52H240ZM243 53H244V52H243ZM248 53H249V54L251 53V55H253V54H252V51H251V52L249 51ZM248 53H247V55H248V57H250L251 55L249 56ZM257 53H259V52H257ZM257 53H255V55H256ZM29 54H30V53H29ZM32 54H33V57L35 58V56H34L35 52L32 53ZM136 54H138V53H136ZM139 54H140V53H139ZM144 54H145V53H144ZM170 54H171V53H170ZM176 54H177V53H176ZM181 54H182V53H180V55H181ZM223 54H224V53H223ZM231 54L229 53L228 56H231V58H229V59H232V60H233V56H234V55L232 56ZM234 54H235V53H234ZM259 54L261 55V53H259ZM15 55H16V53H15ZM85 55H86V54H85ZM93 55H94V54H93ZM99 55H100V54H99ZM125 55H126V54H125ZM145 55H147V54H145ZM148 55H150V54L148 53ZM148 55H147V56H148ZM180 55H178V56H180ZM225 55H226V54H225ZM225 55H222V56H225ZM240 55H242V54H240ZM243 55L246 56V54H243ZM257 55H258V54H257ZM257 55H256V56H257ZM13 56H14V55H13ZM83 56H84V53H83ZM89 56H90V53H89ZM117 56H120L119 59H121V60H122V59H125V58H121V56H123V55H117ZM137 56H139V55H137ZM163 56H164V55H163ZM163 56H161V57H163ZM165 56H166V52H165ZM168 56H169V55H168ZM168 56H166V60L169 59V61H170V59L173 58L174 56H175V58H176V55H175V54H174L173 57L167 59ZM253 56H254V55H253ZM262 56H263V55H262ZM10 57H12V56H10ZM10 57H9V59H10ZM31 57H32V56H31ZM75 57H76V56H75ZM87 57H88V56H87ZM87 57H86V58H87ZM92 57L94 58V57H97V56H92ZM128 57L130 58L129 55H128ZM128 57H127V58H128ZM143 57H145V56L143 55ZM143 57H141V58H143ZM169 57H170V56H169ZM183 57H184V56H183ZM187 57H189V56L187 55ZM187 57H186V58H187ZM216 57H218V55H217ZM216 57H214V58H216ZM220 57H221V54H220ZM258 57H259V56H257V59H256L257 61L259 60ZM34 58H33V60H34ZM84 58H85V56H84ZM86 58H85V60H87ZM88 58H89V57H88ZM102 58H103V56H102V54H101V59H102ZM110 58H111V60H112V58H114V57H113V56H112V57H108V59H110ZM132 58H133V56H132ZM135 58H136V57H135ZM175 58H173V59H175ZM181 58H182V57H181ZM184 58H185V57H184ZM221 58H223V57H221ZM221 58H219V59H221ZM251 58H252V57H250L249 59H250L251 62L253 63V61H252ZM68 59H69V58L67 57V60H68ZM116 59H117V58H116ZM197 59H198V58L194 59V61H196ZM208 59H209V58H208ZM210 59H211V58H210ZM216 59H217L216 62L218 63V60H219V59H218V58H216ZM229 59H228V60H229ZM245 59H246V57H245ZM245 59H244V60H245ZM91 60H92V59H91ZM93 60H94V59H93ZM127 60H128V59H127ZM166 60H165V61H166ZM175 60H176V59H175ZM178 60H179V59H178ZM178 60H177V61H178ZM181 60H183V58H182ZM212 60H213V59H212ZM222 60H223V59H221V61H220V66H221V62H222ZM232 60H231V61H232ZM247 60H248V58H247ZM253 60H254V59H253ZM129 61H130V59H129ZM131 61H132V60H131ZM133 61H134V60H133ZM169 61H168V62H169ZM206 61H208V60L206 59ZM206 61H205V62H206ZM225 61H227V59H226ZM235 61H236V59H235ZM235 61H234V62H235ZM245 61H246V60H245ZM254 61H255V60H254ZM259 61H260V60H259ZM86 62H87V61H86ZM88 62H90V60H89ZM94 62H95V61H91V63H93V64H95L96 62H97V63H98V62L100 63V59H99L98 61H96L95 63H94ZM113 62H118V61H115V58H114V61H113ZM190 62H191V61H190ZM190 62L188 63L189 66H190V64L193 63V61H192L191 63H190ZM214 62H215V59H214V61H213L212 63H214ZM216 62H215V63H216ZM223 62H224V61H223ZM227 62H230V61H227ZM246 62H247V61H246ZM249 62H250V61H249ZM255 62H256V61H255ZM261 62H262V61H261ZM136 63H137V62H136ZM208 63H209V61L206 63L207 66H210V68L212 69L213 66H214V64H213L212 67H211V65H209ZM210 63H211V61H210ZM224 63H225V62H224ZM237 63H238V62H237ZM237 63H235V64H237ZM263 63H264V62H263ZM263 63H262V64H263ZM120 64H121L122 66H123V65H128V62L125 60L124 62L122 61ZM137 64H138V63H137ZM173 64H175V63H173ZM206 64H204V65H206ZM230 64H231V63H230ZM232 64H233V61H232ZM235 64H233V65H235ZM238 64H239V63H238ZM238 64H237V65H238ZM256 64H257V63H256ZM259 64L261 65L260 62H259ZM98 65H99V64H98ZM121 65H120V66H121ZM193 65H194V63H193ZM215 65H216V64H215ZM237 65H236V66H237ZM82 66H83V65H82ZM93 66H94V65H93ZM114 66H117V64L114 65ZM137 66H138V65H137ZM158 66H159V65H158ZM171 66H172V64H171ZM173 66H174V65H173ZM185 66H188L187 63L185 64ZM189 66H188V67H189ZM225 66H226V68L230 67V65H228V67H227V64H226ZM225 66H224V69H225ZM231 66H232V65H231ZM246 66L248 67L247 63H246ZM79 67H80V66H79ZM79 67H78L77 69H79ZM141 67H142V66H141ZM169 67H170V66H169ZM188 67H187V69H188ZM191 67H192V66H191ZM191 67H190V68H191ZM249 67H251V65H250ZM254 67H255V66H254ZM82 68H83V67H82ZM82 68H81V69H82ZM122 68H123V67H122ZM132 68H133V67H131V69H132ZM154 68H156V67H154ZM154 68H153V69H154ZM185 68H186V67H185ZM185 68H184V70H185ZM190 68H189V69H190ZM203 68H204V67H203ZM203 68H202V69H203ZM217 68H218V67H217ZM220 68H221V67H220ZM252 68H253V67H252ZM258 68H259V67H258ZM77 69H76V70H77ZM103 69H104V68H103ZM131 69L128 68V69L126 70V72H128V71L130 72ZM139 69H140V68H139ZM157 69H158V67H157ZM173 69H174V67H173ZM200 69H201V68H200ZM200 69H199V70H200ZM211 69H210V70H211ZM215 69H216V68H215ZM218 69H219V68H218ZM218 69H217V70H218ZM246 69H248V68H246ZM73 70L75 71L74 68H73ZM106 70H107V69H106ZM140 70H141V69H140ZM154 70H155V69H154ZM169 70H170V72H171V69H170V68H169ZM217 70L214 71V72H215V73H214L215 76H216V73H217L216 71H217ZM231 70H232V69H231ZM233 70H234V69H233ZM233 70H232V71H233ZM254 70H255V69H254ZM254 70H253V73H254ZM260 70H261V69H260ZM69 71L71 72V70H69ZM69 71H68V73H69ZM97 71H98V69H97ZM102 71H103V70H102ZM132 71L134 72V74L137 73V72H139L137 69H133ZM172 71H173V70H172ZM187 71H188V70H187ZM201 71H203V70H201ZM212 71H213V70H212ZM220 71H221V70H220ZM220 71H218V73H219ZM257 71H258V69H257ZM79 72H80V71H79ZM105 72L107 73V71H105ZM147 72H148V71H147ZM183 72H184V71H183ZM195 72H197V71H195ZM222 72H223V71H222ZM258 72H259V71H258ZM102 73L104 74V71H103ZM185 73H186V72H184V74H185ZM192 73H193V72H192ZM192 73H190V74H192ZM212 73H213V72H212ZM212 73H211V74H212ZM218 73H217V75H218ZM247 73H248L247 76H250L249 71H248ZM251 73H252V72H251ZM253 73H252V76H254V75H255V77H256V75L261 76L260 74L262 73V71H261V73L259 72L260 74H253ZM130 74H131V73H130ZM137 74H138V73H137ZM137 74H136V75H137ZM143 74H145V73H143ZM162 74H164V73H162ZM165 74H166V71H165ZM172 74H175V72L172 73ZM184 74L182 73V76H183ZM190 74H187V75L190 76ZM198 74H199V73H198ZM211 74H210V72H209V76H210ZM219 74H220V73H219ZM170 75H171V74H170ZM170 75H167V76H170ZM193 75H194V74H193ZM212 75H213V74H212ZM26 76H27V75H25V77H26ZM105 76H107V75H105ZM130 76H131V75H130ZM163 76H164V75H163ZM175 76H176V75H174L173 77H175ZM189 76H188V77H189ZM233 76H234V75L232 74L231 77H233ZM262 76H263V75H262ZM171 77H172V76H171ZM173 77H172V78H173ZM183 77H185V76H183ZM186 77H187V76H186ZM194 77H196V76L194 75ZM194 77L191 76V78H194ZM101 78H102V77H101ZM164 78H166V76H165ZM172 78H170V77L168 78V77H167L168 81L171 82V83H172L173 81H172V80L170 81L169 79H172ZM191 78H190V80H191ZM208 78H209V77H208ZM256 78H257V77H256ZM107 79H108V77H107ZM131 79H132V78H131ZM133 79L135 80V78H133ZM181 79H184V78L181 77ZM196 79H197V78H196ZM196 79H194V80H196ZM127 81H128V79H127ZM131 81H133V80H131ZM184 81H185V80H184ZM184 81H183V82H184ZM188 81H189V78H188V80L185 81V82H186V83H189ZM28 82H29V81H28ZM100 82H101V81H100ZM148 82L152 83V81H148ZM185 82H184V83H185ZM118 83H119V82H118ZM118 83H117V84H118ZM135 83H136V82H135ZM190 83H191V82H190ZM253 83H255V82H253ZM261 83H262V82H261ZM261 83H260V85H261ZM192 84H193V83H192ZM192 84H191V85H192ZM257 84H258V83H257ZM24 86H25V83H24ZM171 86H172V85H171ZM249 86H250V85H249ZM253 86H254V85H253ZM157 87H159V86H157ZM157 87H156V88H157ZM163 87H164V86H163ZM252 88H253V87H252ZM165 89H166V88H165ZM161 90H162V89H161ZM161 90H160V92H161ZM103 93H104V92H103ZM210 93H211V92H210ZM213 93H214V92H213ZM165 94H166V93H165ZM169 94H170V92L167 93L168 96H169ZM6 95H7V94H6ZM167 95H165V96H167ZM113 96H114V95H113ZM113 96H112V97H113ZM209 96L211 97V95H209ZM213 96H214V95H213ZM210 97H209V98H210ZM211 98H212V97H211ZM114 99H115V97H114ZM210 101H211V100H209V103H211ZM205 102H206V101H205ZM207 102H208V101H207ZM187 106H188V105H187ZM187 106H186V107H187ZM186 107H185V108H186ZM182 108H183V107H182ZM78 109H79V108H78ZM127 109H128V108H127ZM126 111H127V110H126ZM149 111H150V110H149ZM186 111H188V110L186 109ZM67 113H73V112H72V111H69V112H67ZM226 115H227V114H226ZM226 117H228V116H226ZM224 118H225V117H224ZM92 120H93V119H92ZM220 120H221V119H220ZM222 120L225 121V119H223V118H222ZM22 122H23V121H22ZM95 122H96V121H95ZM226 122H229V121H226ZM90 123H91V122H90ZM92 123H93V122H92ZM92 123H91V124H92ZM219 123H220V122H219ZM221 123H222V122H221ZM93 125H94V126H93L91 132L96 131L97 133H100V131H101V130H100V129H101V123H96V124H93ZM96 125H97V126H100V128L96 127ZM224 125H225V123H224ZM90 126L92 127V125H89V127H90ZM219 126H221V125L219 124ZM226 126H227V125H226ZM30 127H31V126H30ZM68 127H69V126H68ZM224 127H225V126H224ZM28 128H29V127H28ZM69 128H72V127L70 126ZM87 129H88V128H87ZM89 129H91V128H89ZM228 130H229V128H228ZM174 131H175V130H174ZM101 132L103 133V131H101ZM230 133H231V132H230ZM100 134H101V133H100ZM36 135H37V134H36ZM34 137H35V136H34ZM178 137H179V136H178ZM38 138H39V136H38ZM38 138H37V139H38ZM180 138H181V137H180ZM180 138H177V139H180ZM192 138H193V137H192ZM192 138H189V140L187 139L189 142H188L186 139H185L184 141H185V142L187 141L188 144H190V139H192ZM194 140H195V139H194ZM194 140L192 139L191 141H193V142H196V141H197V140H196V141H194ZM193 142H191V143H193ZM182 144L184 145V142H182ZM186 144H187V143H186ZM186 144H185V145H186ZM0 145H1V144H0ZM178 145H179V144H178ZM190 145L193 146L194 143H193V144H190ZM1 146H2V145H1ZM27 146H28V144H27ZM27 146H26V147H27ZM179 146H180V148L183 147V146L181 147V145H179ZM177 147H178V146H177ZM40 148H42V147L40 146ZM60 148H61V147H60ZM185 148H186V147H185ZM191 148H192V147H191ZM34 149H35V148H34ZM187 149H188V148H187ZM189 149H190V148H189ZM189 149H188V151H189ZM22 150H23V149H22ZM185 150H186V149H185ZM23 151H24V150H23ZM43 151H44V150H43ZM57 151H58V150H57ZM62 151H63V150H62ZM34 152H35V151H34ZM55 152H56V151H55ZM186 152H187V151H186ZM32 153H33V152H32ZM42 153H43V152H42ZM188 153H189V152H188ZM27 154H28V153H27ZM29 154H30V153H29ZM29 154H28V155H29ZM39 154H40V153H39ZM61 154H62V153H61ZM61 154H60V155H61ZM143 154H144V153H143ZM1 155H2V153H1ZM12 155H13V154H12ZM14 155H15V154H14ZM24 155H25V154H24ZM28 155H27V156H28ZM35 155H37V154H35ZM56 155H57V154H56ZM69 155H70V154H69ZM141 155H142V154H141ZM145 155H146V154H145ZM4 156H5V155H4ZM17 156H18V155H17ZM19 156L21 157V154H19ZM63 156H64V155H63ZM67 156H68V155H67ZM8 157H9V156H8ZM13 157H14V156H13ZM28 157H29V156H28ZM59 157H60V156H59ZM68 157H69V156H68ZM145 157H146V156H145ZM210 157H211V156H210ZM0 158H1V156H0ZM2 158H3V157H2ZM17 158H18V157H17ZM23 158H25V157H23ZM60 158H61V157H60ZM7 159H8V158H7ZM65 159L67 160V157H66ZM27 160H29V159L27 158ZM66 160H64V161H66ZM1 161H2V163H3V161L5 162V160H1ZM1 161H0V162H1ZM18 161H19V160H18ZM24 161H26V160H24ZM9 162H10V161H9ZM15 162H16V161H15ZM21 163H22V162H21ZM223 163H224V161H223ZM3 164H5V163H3ZM12 164H14V162H13ZM7 165H8V164H7ZM25 165H26V164H25ZM32 165H33V164H32ZM200 165H202V164H200ZM1 166H2V164H0V171H1V169H2V167H3L4 165H3L2 167H1ZM15 166H17V165L15 164ZM18 166H19V165H18ZM18 166H17V167H18ZM21 166H22V165H21ZM202 166H203V165H202ZM205 166H206V165H205ZM9 167H10V166H9ZM9 167H6V165H5V168H6V169H7V168H8V169L11 168V167H10V168H9ZM25 167H26V166H25ZM27 167H29V165H28ZM203 167H204V166H203ZM14 168H15V167H14ZM23 168H24V167H23ZM33 168H34V166H33ZM33 168H32V169H33ZM71 168H72V167H71ZM73 168H74V170H75L76 167L74 166ZM12 169H13V168H12ZM16 169H17V168H16ZM24 169H26V168H24ZM68 169H69V168H68ZM68 169H67V170H68ZM2 170H3V169H2ZM20 170H21V169H20ZM9 171H11V170H8V173H9ZM16 171H17V170H16ZM30 171H31V169H30ZM33 171H34V170H33ZM4 172H5V170H4ZM6 172H7V171H6ZM21 172H22V171H21ZM100 172H101V170H100ZM14 173H16V172L13 171V176H14ZM23 173H25V172H22V175H23V176L26 175V177H27V176L29 177V175H27L26 173H25V175H24ZM31 173H32V172H31ZM0 174H1V172H0ZM3 174H4V173H3ZM10 174L12 175V171H11ZM10 174H9V175H10ZM16 174L18 175V173H16ZM19 174H20V173H19ZM67 174H68V176H69V173H67ZM72 174H73V173H72ZM76 174H77V173H76ZM80 174H81V173H80ZM82 174H83V173H82ZM201 174H202V173H201ZM6 175H7V174H6ZM11 175H10V176H11ZM20 175H21V174H20ZM22 175H21V176H22ZM77 175H78V174H77ZM77 175H76V176H77ZM202 175H203V174H202ZM202 175H200V176H202ZM216 175H218V174H215V173H214L213 176H216ZM74 176H75V175H74ZM79 176H80V175H79ZM197 176H198V175H197ZM4 177H5V176L3 175V179L5 180V181H2V182H3V185H4L5 182H7V181H6V178H4ZM17 177H18V176H17ZM32 177H33V176H32ZM71 177H72V176H71ZM99 177H100V176H99ZM104 177H105V176H104ZM108 177H109V176H108ZM111 177H112V176H111ZM225 177H226V176H225ZM1 178H2V176L0 175V184H1V180H2ZM10 178H11V177H9V179L7 178V180H10ZM15 178H16V177H15ZM15 178H13V179L15 180ZM24 178H25V177H24ZM81 178H82V177H81ZM105 178H106V177H105ZM27 179H29V178H27ZM33 179H34V178H33ZM70 179H71V178H70ZM78 179H80V178H78ZM109 179H111V178H109ZM109 179H107V180L109 181ZM223 179H224V178H223ZM226 179H227V178H226ZM19 180H20V179H19ZM97 180H98V179H97ZM221 180H222V177H221ZM221 180H220V183H221ZM227 180H228V179H227ZM227 180H224V181H227ZM20 181H21V180H20ZM29 181H30V180H28V182H29ZM76 181H77V180H76ZM76 181H75V182H76ZM79 181H80V180H79ZM79 181H78L77 183H79ZM102 181H103V179H102ZM102 181L100 182V178H99V181H98V182L102 183ZM222 181H223V180H222ZM10 182H11V180H10ZM10 182H9V183H10ZM30 182H31V181H30ZM71 182H72V181H71ZM75 182H74V183H75ZM109 182H110V181H109ZM218 182H219V181H218ZM17 183H19V182H17ZM45 183H46V182H45ZM80 183H81V181H80ZM104 183H105V182H104ZM7 184H8V183H7ZM21 184H22V183H21ZM58 184H59V183H58ZM66 184H67V183H66ZM68 184H71V183H68ZM72 184H73V183H72ZM72 184H71V185H72ZM106 184H107V181H106ZM110 184H111V183H110ZM19 185H20V184H19ZM27 185H28V183H27ZM76 185H77V184H76ZM97 185H99V184H97ZM103 185H104V184L100 185V187L103 186ZM108 185H109V184H108ZM7 186H8V185H7ZM71 187H72V186H71ZM76 187H77V186H76ZM252 187H253V186H252ZM14 188H15V187H14ZM17 188H18V187H17ZM64 188H65V187H64ZM66 188H67V186H66ZM80 188H81V187H80ZM104 188H105V185H104ZM110 188H111V187H110ZM199 188H200V187H199ZM234 188L236 189V188H238V187H234ZM7 189H8V188H7ZM74 189H75V188H74ZM82 189H83V188H82ZM223 189H225V188H223ZM223 189H222V191H223ZM235 189H234V191H235ZM10 190H11V189H10ZM64 190H65V189H64ZM232 190H233V189H232ZM1 191H2V190H1ZM12 191H13V190H12ZM66 191H67V190H66ZM66 191H65V192H66ZM74 191H75V190H74ZM80 191H81V189H80ZM238 191L240 192L239 188H238ZM71 192H72V191H71ZM82 192H83V191H82ZM231 192H232V191H231ZM236 192H237V191H236ZM239 192H238V194L240 195ZM1 193H2V192H1ZM263 193H264V192H263ZM233 194H236V193L234 192ZM239 195H237V196H239ZM92 196H93V195H92ZM44 197L46 198V196H44ZM76 197H78V196H76ZM90 197H91V196H90ZM191 197H192V196H191ZM191 197H190V196H189V197H186V198L184 199V201L187 200V199H191ZM232 197L234 198V196H232ZM235 197H236V196H235ZM41 198H42V196H41ZM253 198H254V197H253ZM253 198H252V199H253ZM51 199H52V198H51ZM83 199L85 200V198H83ZM97 199H98V198H97ZM97 199H96V201H97ZM252 199H249V202H250V201L254 202ZM255 199H256V198H255ZM73 200H74V199H73ZM51 201H52V200H51ZM182 201H183V200H182ZM184 201H183V202H184ZM77 202H79V201H77ZM81 202H82V201H81ZM90 202H91V201H90ZM203 202H204V201H203ZM229 202H230V200H229ZM229 202H228V203H229ZM231 202H232V201H231ZM231 202H230V203H231ZM52 203H53V201H52ZM82 203H83V202H82ZM181 203H182V202H181ZM196 203H197V204H201L202 202H199V203L196 202ZM196 203H195V205H197ZM228 203L226 204V206H228ZM1 205H2V204H1ZM1 205H0V206H1ZM77 205H78V204H77ZM79 205H80V203H79ZM87 205H88V204H87ZM91 205H92V204H91ZM98 205H99V204H98ZM98 205H97V206H98ZM195 205H194V206H195ZM229 205H230V207H231V204H229ZM8 206H9V205H8ZM88 206H90V205H88ZM95 206H96V205H94V207H95ZM226 206H225V207H226ZM72 207H73V206H72ZM230 207H229V208H230ZM257 207H258V206H257ZM257 207H256V204H255V205L253 204L252 207H249V208H250L249 210H251V214H254V213L256 214V208H257ZM92 208H93V206H92ZM100 208H102V206H101ZM100 208H99V209H100ZM226 208H228V207H226ZM6 209H7V208H6ZM71 209H72V208H71ZM90 209H91V208H89V210H90ZM104 209H105V208H104ZM214 209H215V208H214ZM231 209H232V207H231ZM257 209H258V208H257ZM89 210H88V211H89ZM211 210H213V208H212ZM106 211H107V210H106ZM207 211H208V210H207ZM209 211H210V209H209ZM228 211H231V210H228ZM257 211H258V210H257ZM10 212H11V211H10ZM103 212H104V211H103ZM103 212H101V213H103ZM107 212H108V211H107ZM5 213H6V212H5ZM92 213H93V212H92ZM99 213H100V212H99ZM224 213H225V212H224ZM87 214H88V213H87ZM89 214H90V212H89ZM3 215H4V214H3ZM7 215H9V214H7ZM84 215H85V214H84ZM84 215H82V216H84ZM126 215H127V214H126ZM129 215H130V214H129ZM129 215H128V216H129ZM107 216H108V215H107ZM128 216H127V217H128ZM8 217H9V216H8ZM85 217H86V216H85ZM138 217H139V216H138ZM250 217H252V215H251ZM255 217H256V216H255ZM82 218H83V217H82ZM90 218H91V217H90ZM128 218H129V217H128ZM135 218H136V217H135ZM158 218H159V217H158ZM78 219H79V218H78ZM88 219H89V218H88ZM80 220H81V219H80ZM83 220H85V218H84ZM133 220H134V219H133ZM81 221H82V220H81ZM93 221H94V220H93ZM128 221H129V220H128ZM155 221H156V220H155ZM158 221H159V220H158ZM8 223H9V222H8ZM91 223H92V222H91ZM104 223H106V222H104ZM126 223H127V221H126ZM254 223H255V222H254ZM9 224H10V223H9ZM108 224H109V223H108ZM129 224H131V223H129ZM157 224H158V222H157ZM100 225H101V224H100ZM144 225H145V224H144ZM147 225H148V224H147ZM149 225H150V224H149ZM102 226H103V225H102ZM102 226H101V227H102ZM105 226H106V225H104L103 227H105ZM128 227H129V226H128ZM133 227H134V226H133ZM3 228H4V225H3ZM129 228H130V227H129ZM129 228H128V229H129ZM105 229H106V228H105ZM117 229H118V227H117ZM214 229H215V228H214ZM4 230H5V228H4ZM106 230H108V229H106ZM119 230H120V229H119ZM0 231H1V230H0ZM114 231H115V230H114ZM127 231H128V230H127ZM221 231H222V230H221ZM87 232H88V231H87ZM89 232H90V231H89ZM102 232H103V231H102ZM133 232H134V231H133ZM135 232H136V230H135ZM138 232H139V231H138ZM138 232H136V233H138ZM90 233H92V232H90ZM95 233H96V232H95ZM99 233H100V232H99ZM105 233H106V232H105ZM114 233H115V232H114ZM128 233H129V232H128ZM215 233H216V231H215ZM222 233H223V232H222ZM97 234H98V233H97ZM102 234H103V233H102ZM213 234H214V233H213ZM219 234H220V233H219ZM11 235H12V234H11ZM91 235H92V234H91ZM91 235H90V236H91ZM125 235H126V234H125ZM135 235H137V234H135ZM189 235H190V234H189ZM191 235H192V234H191ZM126 236H127V235H126ZM3 237H4V236H3ZM12 237H13V236H12ZM12 237H11V238H12ZM103 237H104V236H103ZM120 237H121V236H120ZM221 237H222V235H221ZM1 238H2V237H0V239H1ZM9 238H10V237H8V239H9ZM14 238H15V237H14ZM16 238H17V236H16ZM116 238H117V237H116ZM127 238H128V237H127ZM131 238H132V236H131ZM137 238H138V237H137ZM185 238L187 239L188 237H185ZM190 238H191V237H190ZM112 239H113V236H112ZM112 239H111V240H112ZM118 239H120V238H118ZM118 239H117V240H118ZM175 239H176V238H175ZM218 239H219V238H218ZM5 240H6V239H5ZM17 240H19V239H17ZM123 240H124V238H123ZM123 240H122V242H123ZM125 240H126V239H125ZM128 240H129V239H128ZM128 240H126V241H128ZM133 240H134V239H133ZM142 240H143V239H142ZM126 241H124V242H126ZM131 241H132V239L130 240V243H131ZM139 241H140V240H139ZM149 241H150V240H149ZM187 241H188V240H187ZM217 241H219V240H217ZM217 241H216V242H217ZM3 242H4V241H3ZM18 242H19V241H18ZM122 242H120V243H122ZM133 242H134V241H133ZM133 242H132V243H133ZM135 242L137 243V240H136ZM185 242H186V241H185ZM191 242H192V241H191ZM6 243H7V242H6ZM107 243H108V242H107ZM113 243H114V242H113ZM116 243H117V242H115V244H116ZM140 243H141L140 245L143 244L141 241H140ZM147 243H148V240H147ZM153 243H154V242H153ZM157 243H158V242H157ZM180 243H181V242H180ZM180 243H178V244H180ZM193 243H194V242H193ZM233 243H234V242H233ZM233 243H232V244H233ZM7 244H8V243H7ZM115 244H114V246H116ZM117 244H118V243H117ZM122 244H123V243H122ZM137 244L139 245V243H137ZM144 244H145V243H144ZM144 244H143L142 246H144ZM149 244H150V242H149ZM151 244H152V243H151ZM155 244H156V243H155ZM178 244H177V245H178ZM183 244H185V243L183 242ZM183 244H182V245H183ZM189 244L192 245V243H190V242H189ZM221 244H222V243H221ZM230 244H231V243H230ZM118 245H119V244H118ZM118 245H117V246H118ZM127 245H128V244H127ZM129 245H130V244H129ZM134 245H135V244H134ZM138 245H137V246H138ZM145 245H146V244H145ZM161 245H163V244H161ZM180 245H181V244H180ZM187 245H188V244H187ZM187 245H186V247H187ZM218 245H219V244H218ZM228 245H229V244H228ZM114 246H113V247H114ZM130 246H131V245H130ZM137 246H136V247H137ZM153 246H154V245H153ZM155 246H156V245H155ZM197 246H199V248H200V245H197ZM151 247H152V246H151ZM159 247H161V246H159ZM165 247H166V246H165ZM174 247H175V250H176V248H178L179 246H177V247L174 246ZM174 247H173V248H174ZM221 247H222V246H221ZM244 247H245V245H244ZM246 247H247V246H246ZM114 248H115V247H114ZM114 248H113V249H114ZM116 248H117V247H116ZM121 248H122V247L120 246V249H121ZM131 248H132V246H131ZM137 248H140V247L138 246ZM166 248H167V247H166ZM181 248H183V247H179V249H181ZM193 248H197V247H193ZM219 248H220V247H219ZM224 248H225V247H224ZM123 249H124V248H123ZM126 249H127V247H126ZM162 249H163V248H162ZM164 249H165V248H164ZM164 249H163V250H164ZM189 249H190V248H189ZM136 250H137V249H136ZM153 250H154V249H153ZM175 250H173V252H174ZM221 250H222V249H221ZM110 251H111V250H110ZM126 251H127V250H126ZM133 251H134V248H133ZM143 251H144V250H143ZM145 251H146V249H145ZM154 251H155V250H154ZM157 251H158V250H157ZM157 251H156V252H157ZM168 251H169V250H167V252H168ZM233 251H234V250H233ZM122 252H123V251H122ZM138 252H139V251H138ZM146 252H148V250H147ZM156 252H155V254H156ZM159 252H160V251H159ZM164 252H165V251H164ZM194 252L197 253L196 250H194ZM130 253H131V250H130ZM130 253L127 252V254H130ZM132 253H133V252H132ZM134 253L136 254L137 252L135 251ZM134 253H133V254H134ZM142 253H143V252H142ZM237 253H238V252H237ZM242 253H243V251H242ZM249 253H250V252H249ZM120 254H121V253H120ZM125 254H126V253H125ZM137 254H138V253H137ZM150 254H151V253H150ZM162 254H163V253H162ZM166 254H167V253H166ZM169 254H170V253H169ZM197 254H198V253H197ZM246 254H248V253H246ZM123 255H124V254H123ZM123 255H122V256H123ZM167 255H168V254H167ZM198 255H199V254H198ZM198 255H197V256H198ZM223 255H224V254H223ZM120 256H121V255H120ZM138 256H139V255H138ZM140 256H141V255H140ZM154 256H155V255H154ZM165 256H166V255H165ZM228 257H229V256H228ZM121 258H122V257H121ZM155 258H156V257H155ZM123 259H124V257H123ZM140 259H141V258H140ZM229 259H230V258H229ZM134 260H135V259H134ZM130 261H131V260H130ZM214 261H215V260H214ZM220 263H221V262H220Z\"/></svg>", "mask_w": 264, "mask_h": 264}]
</instances>
